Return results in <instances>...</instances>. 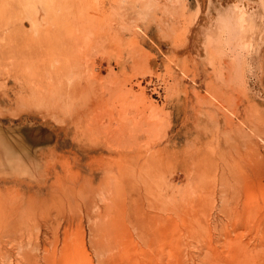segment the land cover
Returning a JSON list of instances; mask_svg holds the SVG:
<instances>
[{"label": "rangeland", "instance_id": "rangeland-1", "mask_svg": "<svg viewBox=\"0 0 264 264\" xmlns=\"http://www.w3.org/2000/svg\"><path fill=\"white\" fill-rule=\"evenodd\" d=\"M166 1L0 0L5 263L264 264V2Z\"/></svg>", "mask_w": 264, "mask_h": 264}, {"label": "bare ground", "instance_id": "bare-ground-1", "mask_svg": "<svg viewBox=\"0 0 264 264\" xmlns=\"http://www.w3.org/2000/svg\"><path fill=\"white\" fill-rule=\"evenodd\" d=\"M167 1H168V0H167ZM167 1H166V2H167ZM174 1H175V0H174ZM207 1H209L210 3H212L211 0H207ZM222 1H223V0H222ZM226 1H229V0H226ZM245 1H246V0H245ZM162 2H163V1H162ZM175 2H176V1H175ZM209 2H207V3H209ZM223 2H224V1H223ZM231 2H232V1H231ZM240 2H241V0H240ZM248 2H249V1H248ZM257 2H259V1H257ZM262 2H264V0H262L261 3H262ZM169 3H170V1H169ZM177 3H178V2H177ZM199 3H200V2H199ZM218 3H219V2H217V4H218ZM221 3H222V2H221ZM232 3H233V2H232ZM236 3H237V2H236ZM259 3H260V2H259ZM170 4H171V3H170ZM170 4H169V5H170ZM212 4H213V3H212ZM250 4H251V3H250ZM262 4H263V3H262ZM172 5H173V4H172ZM209 5H211V4H209ZM223 5L226 6V5H228V4H223ZM175 6H176V5H175ZM212 6H213V5H212ZM217 6H218V5H217ZM220 6H221V5H220ZM225 6H224V7H225ZM229 6H230V5H229ZM231 6H232V5H231ZM240 6H241V5H240ZM173 7H174V6H173ZM224 7H223V8H224ZM242 7H243V6H242ZM212 8H213V7H212ZM218 8H219V7H218ZM220 8H221V7H220ZM223 8H222V9H223ZM234 8H235V7H234ZM239 8H240V7H239ZM36 9H37V8H35V10H36ZM225 9H226V7H225ZM228 9L230 10V8H228ZM235 9H237V8H235ZM235 9H234V12H235ZM240 9H241V8H240ZM243 9H244V8H243ZM254 9H255V8H254ZM254 9L252 8V10H254ZM256 9H257V8H256ZM256 9H255V10H256ZM260 9H261V8H260ZM219 10H220V9H219ZM229 10H228V14H229V16H232V15H230L231 13H229ZM249 10H250V9H249ZM210 11H211V9H210ZM210 11H209V12H210ZM231 11H232V10H231ZM231 11H230V12H231ZM236 11H237V10H236ZM241 11H242V10H241ZM250 11H251V10H250ZM225 12H226V11H225ZM225 12H224L223 14H225ZM234 12H233V13H234ZM237 12H240V10H238ZM237 12H235V13H237ZM251 12H255V11H251ZM35 14H36V13H35ZM208 14H209V13H208ZM220 14H221V13H220ZM220 14L217 15V16L220 17V16H221ZM240 14H241V13H240ZM240 14H237V15H239V16H241V17L244 18V16H242V14H241V15H240ZM257 14H258V13H257ZM235 15H236V14H235ZM247 15H248V14H247ZM253 15H254V14H253ZM253 15H252V16H253ZM222 16H223V19H224V18H225L224 15H222ZM222 16H221V19H222ZM245 17H246V16H245ZM247 17H249V16H247ZM233 18H234V17H233ZM243 18L238 17V19H236V21L234 20V19H235V18H234V19H233V23H232V19H231V20L228 19V22H227V23H230V24H229L230 26L228 25V29L230 28V31H231V29H232L231 27H234V26H232V24H233V25H239V24H241V23H244V19H243ZM254 18H255V16H254ZM217 19L219 20V18H217ZM246 19H247V18H246ZM249 19H250V17H249ZM247 20H248V19H247ZM250 20H251V19H250ZM250 20H249V21H250ZM30 21H31V19H30ZM34 21H35V20H34ZM220 21H222V20H220ZM225 21H227V20L225 19ZM245 22H248V21H245ZM222 23H223V22L220 23V26L222 25ZM224 23H225V22H224ZM248 24H249V22H248ZM218 25H219V24H218ZM223 25H225V24H223ZM244 25H245V24H244ZM244 25H243V27H244ZM249 25H251V24H249ZM226 26H227V25H226ZM245 26H247L246 29H248L249 26L247 25V23H246ZM221 27H222V26H221ZM224 27H225V26H224ZM237 27H238V26H237ZM218 28H219V27H218ZM222 28H223V27H222ZM235 28H236V27H235ZM238 28H239V27H238ZM228 29L226 28L227 32L229 31ZM234 30H235V29H234ZM234 30H233V31H234ZM241 30H243V28H242V29H239V35L236 36V37H240V34L242 33ZM254 30H256V29H254ZM254 30H253V31H254ZM220 31H221V29H220ZM230 31H229V32H230ZM249 31H250V30H249ZM249 31H248V32H249ZM253 31H252V32H253ZM225 32H226V31H225ZM229 32H228V33H229ZM240 32H241V33H240ZM243 32H244V31H243ZM210 33H211V32H210ZM230 33H231V32H230ZM231 34H233V32H232ZM245 34H246V33H245ZM233 35H234V34H233ZM250 35H251V34H250ZM229 36H231V35L229 34ZM241 36H242V34H241ZM248 36H249V35H248ZM239 39H240V38H239ZM239 39H238V41H236V43H237V42L239 43ZM234 41H235V40H234ZM241 42H242V41H241ZM243 43H244V42H243ZM230 44H231V43H230ZM249 45H251V44H249ZM244 46H245V45H244ZM246 46H247V45H246ZM255 47H256V46H255ZM231 61H232V60H231ZM224 63H225V62H224ZM232 64H233V63H232ZM232 64H231V68H233V66L235 67V64H234L233 66H232ZM235 71H237V70H235ZM218 74H219V73H218ZM222 75H223V74H222ZM56 76H57V75H54V78H53L52 80H55V79H56V78H55ZM224 78H225V77H224ZM52 80H51V81H52ZM51 81H49V82H47V83H49V86H52V87H53ZM44 85H45V84H44ZM46 86H47V84H46ZM49 86H48V88L46 87V88H47V91H48L49 88H52V87H49ZM54 86L56 87V83L54 84ZM196 86H197V85H196ZM38 88H39V87H38ZM46 88H44V89H46ZM53 88H54V87H53ZM56 88H57V87H56ZM193 89H194V88H193ZM42 90H43V89H42ZM196 91H198V90H196ZM196 91H194V92L196 93ZM199 93H200V92H199ZM203 93H204V92H203ZM40 94H41V93H40ZM196 95H197V94H196ZM43 97H44V96H43ZM203 97H204V95H203ZM205 98H206V97H205ZM214 100H215V99H214ZM33 208H34V207H33ZM3 210H4V209H3ZM3 210L0 209L1 212H2ZM18 210H20V209H18ZM18 210H16V211L19 212ZM21 210H22V209H21ZM35 210H36V209H35ZM43 210H44V209H43ZM24 211H25V209H24ZM55 211H57V212L55 213V214L57 215L59 212H58V210H55ZM1 212H0V213H1ZM22 212H23V211H22ZM49 212H50V209H49ZM10 213H11V212H10ZM32 213H33V212H32ZM38 213H39V211H38ZM51 213H52V212H51ZM6 214H7V212H6ZM34 214H35V213H34ZM43 214H44V212H43ZM45 214H47V212H46ZM10 215H12V214H10ZM58 215H59V214H58ZM59 216H60V215H59ZM62 216H63V215H62ZM5 217H6V215H5ZM13 217H14V216H13ZM16 217H17V214H16ZM23 217H24V216H23ZM23 217H22V218H23ZM25 217H26V216H25ZM31 217H32V216H31ZM55 217H56V216H55ZM9 218H10V217H8V219H9ZM17 218H19V217H17ZM28 218H29V220H30V216L27 217V218H24V220H25V219H28ZM34 218H35V217H34ZM40 218H42V217L40 216ZM48 218H50V217L48 216ZM51 218H52V217H51ZM8 219H7V220H8ZM10 219H11V218H10ZM13 219H14V218H13ZM15 219H16V218H15ZM42 219H45V218L43 217ZM52 219H53V218H52ZM4 220H5V219H4ZM18 220H19V219H18ZM45 220H46V219H45ZM49 220H50V219H49ZM49 220H48V221H49ZM54 220H56V218H55ZM5 221H6V220H5ZM8 221H9V220H8ZM10 221H11V220H10ZM10 221H9V222H10ZM36 221H37V219H36ZM43 221H44V220H43ZM57 221H58V220H57ZM57 221H54L55 224H56ZM2 222H3V220H2ZM6 222H7V221H6ZM11 222H12V221H11ZM22 222H23V220H22ZM24 222H25V221H24ZM26 222H28V220H27ZM29 222H30V221H29ZM37 222H38V221H37ZM40 222H41V221H40ZM40 222H39V223H40ZM46 222H47V221H46ZM49 222H50V221H49ZM49 222H48V223H49ZM51 222H52V221H51ZM51 222H50V223H51ZM58 222H59V221H58ZM67 222H68V221H67ZM0 223H1V222H0ZM4 223H5V222H4ZM35 223H36V222H35ZM43 223H44V222H43ZM48 223H47V224H48ZM50 223H49V224H50ZM62 223H63V222H62ZM2 224H3V223H2ZM15 224H17V223L14 222V225H15ZM18 224H19V222H18ZM21 224H22V223H21ZM47 224H44V225H45L44 227H46ZM49 224H48L47 226H49ZM57 224H58V223H57ZM7 225H8V223H7ZM19 225H20V224H19ZM22 225H23V224H22ZM24 225H25V223H24ZM67 225H68V224H67ZM39 226H41V225H39ZM57 226H58V225H57ZM1 227H2V225L0 226V228H1ZM13 227H14V226H13ZM15 227H16V229H18V228H17V225H16ZM25 227H26V228H29V227H27V225H26ZM42 227H43V226H42ZM2 228H4V227H2ZM2 228H1V229H2ZM21 228H22V229H21ZM21 228H20V230H23V229H24V226H22ZM51 228H52V227H51ZM58 228H59V227H58ZM58 228H57V229H58ZM1 229H0V232L2 231ZM45 229H46V228H45ZM47 229H48V228H47ZM57 229H56V230H57ZM12 230H13V229H12ZM24 230H25V229H24ZM24 230H23V231H24ZM98 230H99V229H98ZM14 231H16V230L11 231V233L14 232ZM41 231H42V230H41ZM46 231H47V230H46ZM46 231H45V232H46ZM49 231H51V230H49ZM7 232H8V231H7ZM7 232H6V234H7ZM25 232H26V231H25ZM28 232H29V231H28ZM47 232H48V231H47ZM14 233H15V232H14ZM14 233H13V234H14ZM21 233H22V232H21ZM2 234L4 235V233H1V235H2ZM15 234H16V233H15ZM23 234H24V237H26V236H25V233H23ZM23 234H20V235L23 236ZM29 234H30V233H29ZM45 234H46V233H45ZM45 234H44V235H45ZM47 234H48V233H47ZM47 234H46V235H47ZM99 234H100V232H99ZM10 235H12V234H10ZM17 235H18V233H17ZM20 235H18V238H19ZM30 235H31V234H30ZM38 235H39V234H38ZM46 235H45V236H46ZM48 235H49V234H48ZM50 235H51V234H50ZM75 235H76V234H75ZM75 235H74V236H75ZM101 235H102V234H101ZM45 236H44V237H45ZM51 236H52V235H51ZM99 236H100V235H99ZM4 237H5V235H4ZM59 237H60V236H59ZM59 237H58V238H59ZM100 237H101V236H100ZM100 237H99V238H100ZM102 237H103V236H102ZM102 237H101V239H102ZM18 238H17V239H18ZM33 238H34V237H33ZM41 238H42V237H41ZM49 238H50V237H49ZM49 238H48L47 240H49ZM58 238L56 237V239H55L54 242L50 240V242H51V246H53V248H50V249H52V254H53V256L55 257V254H56V253H59V255H60V256H57L58 258L60 257V258H59V263H57V264H94V261H93V258H92V256H91V254H88V252L86 251L85 242H84L83 238H82L81 241H79L78 243H77V241H76V242H73V243L70 242V241L72 240V239L70 240V237H68V239H69L70 241H69L68 239H67L68 241L65 240V239H66V238H65V239L63 240V242L60 243V241H58ZM99 238H98V239H99ZM0 239H1V238H0ZM36 239L38 240V238H36ZM59 239H60V238H59ZM78 239H79V238H78ZM105 239H106V237H105ZM105 239H104V240H105ZM1 240H2V239H1ZM1 240H0V241H1ZM3 240H4V239H3ZM7 240H9V239H7ZM13 240H14V239H13ZM21 240H22V238H21ZM40 240H41V239H40ZM43 240H44V238H43ZM74 240H75V238H74ZM5 241H6V240H5ZM18 241H19V240H18ZM1 242H2V244L5 243V242H3V241H1ZM6 242H7V241H6ZM14 242H15V241H14ZM14 242H13V244H14ZM16 242H17V240H16ZM16 242H15V243H16ZM22 242H23V240H22ZM22 242H20V243H22ZM24 242H25V241H24ZM24 242H23V243H24ZM34 242H35V241H34ZM50 242L48 243L49 247H50ZM102 242H103V241H102ZM104 242H105V241H104ZM11 243H12V242H11ZM11 243H10V247H15V246H16L15 244H14V245H15V246H14V245L11 244ZM23 243H22V244H23ZM32 243H33V240H32ZM44 243H45V242H44ZM46 243H47V242H46ZM46 243L43 244L44 247H40V248H44L45 251H47V245H46ZM0 244H1V243H0ZM5 244H6V243H5ZM5 244L2 245V246L5 247ZM8 244H9V243H8ZM17 244H18V242H17ZM27 244H28V243H27ZM34 244H35V243H34ZM37 244H38V243H37ZM37 244H36V245H37ZM39 244H40V243H39ZM59 244H61V248H60V250L57 251V249H58L57 246H59ZM11 245H12V246H11ZM18 245H19V247H20V244H18ZM24 245H26V243H24ZM24 245H21V246H23L22 248H24ZM28 245H29V244H28ZM30 245H31V244H30ZM30 245H29V246H30ZM41 245H42V244H41ZM103 245H104V243H103ZM103 245H100V246L98 247V249L95 248L96 246L94 247V246L92 245V246L94 247V249H97V251L94 250V252L96 251V252L98 253V254H97V255H98V264H106V260H105V258H104V251H105V248H104V247H106V245H105V246H103ZM2 246H0V253H1V254H0V264H7V263H9V262L5 263V262H4L5 259H3V258H5V257H3V256L6 254V252L4 253V250L1 252V250H2ZM29 246H28V247H29ZM32 246H33V245H32ZM30 247H31V246H30ZM5 248H6V247H5ZM17 248H18V246H16V249H17ZM32 248H33V247H32ZM37 248H38V247H37ZM56 248H57V249H56ZM35 249H36V247H34V250H35ZM50 249H49V250H50ZM6 250H9V248L7 247ZM27 250L29 251L28 248H27ZM27 250H26V252H28ZM37 250H38V249H37ZM40 250H41V249H40ZM91 250H92V249H91ZM14 251H15V249H13L11 252H14ZM32 251H33V250H32ZM8 252H9V251H8ZM30 252H31V251H30ZM28 253H29V252H28ZM40 253H41V252H40ZM40 253H39V254H40ZM3 254H4V255H3ZM10 254H11V253H10ZM14 254H16V253H14ZM14 254H11V256L14 255ZM16 255H17V254H16ZM21 255H24V254H21ZM44 255H45V254H44ZM25 256H27L28 259H24V264H37V263L35 262V259L38 258L37 256H30V255H27V254H26ZM51 256H52V255H51ZM8 257L10 258V255H8ZM8 257H6V259H7ZM12 257H13V256H12ZM14 257H15V256H14ZM21 257H22V256H21ZM21 257H20V258H21ZM23 257H24V256H23ZM39 257H40V256H39ZM42 257H43V255H42ZM9 258H8V259H9ZM20 258H18V259H20ZM52 258H53V257H52ZM52 258L44 257V259H42V260H44V261H43L44 263L46 262L45 264H54L55 262L53 263V260H54L56 257L53 258V260H52ZM8 259H7V260H8ZM11 259H12V258H11ZM7 260H6V261H7ZM9 260H10V259H9ZM13 260H14V258H13ZM39 260H40V259H39ZM21 261H23V260H21ZM55 261H57V259H56ZM10 262H11V261H10ZM15 262H16V261H15ZM17 262H18V260H17ZM37 262H38V261H37ZM96 263H97V262H96ZM9 264H10V263H9ZM20 264H21V263H20ZM41 264H42V263H41Z\"/></svg>", "mask_w": 264, "mask_h": 264}]
</instances>
